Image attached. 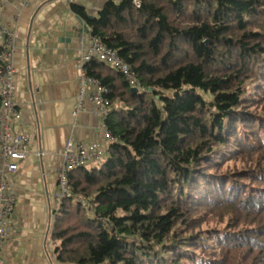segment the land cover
<instances>
[{
    "label": "trees",
    "instance_id": "obj_1",
    "mask_svg": "<svg viewBox=\"0 0 264 264\" xmlns=\"http://www.w3.org/2000/svg\"><path fill=\"white\" fill-rule=\"evenodd\" d=\"M124 0L88 19L143 92L109 88L106 158L69 176L58 259L74 264H264V0ZM1 67V63H0Z\"/></svg>",
    "mask_w": 264,
    "mask_h": 264
},
{
    "label": "crops",
    "instance_id": "obj_2",
    "mask_svg": "<svg viewBox=\"0 0 264 264\" xmlns=\"http://www.w3.org/2000/svg\"><path fill=\"white\" fill-rule=\"evenodd\" d=\"M110 2L124 0H79L72 5L67 0H0V21L15 33L14 102L22 113L15 130L31 140L30 154L17 173L5 175L16 196L2 249L5 264H74L58 259L52 237L60 207L56 196L62 152L70 139L109 147L96 105L87 102L86 111L75 114L77 63L92 32L76 9L93 19Z\"/></svg>",
    "mask_w": 264,
    "mask_h": 264
},
{
    "label": "built area",
    "instance_id": "obj_3",
    "mask_svg": "<svg viewBox=\"0 0 264 264\" xmlns=\"http://www.w3.org/2000/svg\"><path fill=\"white\" fill-rule=\"evenodd\" d=\"M71 5L79 0H67ZM140 6L139 0H133ZM90 45L85 50L77 63L80 71V90L78 105L75 114L86 111L85 104L91 102L98 107V113L103 117V138L108 146L115 142L112 133L106 127V119L112 112L113 103L108 99L110 90L99 79L88 75L87 66L93 61L104 63L116 72L122 74L129 82L132 89L143 92L138 76L133 72L118 53L109 48L102 39L89 33ZM15 33L5 27L0 21V264H5L2 249L9 235L11 218L16 206V196L13 193L5 175L15 174L20 162L27 159L30 154L31 140L24 133L16 131L22 113L14 102L15 75L14 67L15 49L13 42ZM107 150L100 143H76L70 139L62 152L63 164L58 171V191L56 198L61 203L65 199H75L84 209L90 212L85 199H81L70 190L69 176L72 172L82 168H88L103 161Z\"/></svg>",
    "mask_w": 264,
    "mask_h": 264
},
{
    "label": "water",
    "instance_id": "obj_4",
    "mask_svg": "<svg viewBox=\"0 0 264 264\" xmlns=\"http://www.w3.org/2000/svg\"><path fill=\"white\" fill-rule=\"evenodd\" d=\"M88 18H89L90 20L92 19V17H89V16H88ZM132 92H133V93H138V89H135V88H134V89H132Z\"/></svg>",
    "mask_w": 264,
    "mask_h": 264
}]
</instances>
